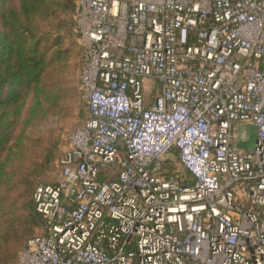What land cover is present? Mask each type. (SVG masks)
Returning <instances> with one entry per match:
<instances>
[{"label": "built area", "instance_id": "built-area-1", "mask_svg": "<svg viewBox=\"0 0 264 264\" xmlns=\"http://www.w3.org/2000/svg\"><path fill=\"white\" fill-rule=\"evenodd\" d=\"M74 21L88 117L18 264H264V0H77Z\"/></svg>", "mask_w": 264, "mask_h": 264}, {"label": "trees", "instance_id": "trees-1", "mask_svg": "<svg viewBox=\"0 0 264 264\" xmlns=\"http://www.w3.org/2000/svg\"><path fill=\"white\" fill-rule=\"evenodd\" d=\"M76 1L0 0V264H18L19 249L38 235H34L36 229L43 233L45 221L36 210L34 192L41 184L59 182L48 183L46 177L51 169L61 170L59 144L63 141L59 133L51 139L44 136L47 118L62 111L67 91L61 77L49 76L53 72L64 75L62 69L68 66L71 51L60 29L72 28ZM80 49L75 58L80 60L79 76ZM52 65L53 72L48 71ZM77 94L83 124L88 106L80 80ZM30 96L31 105L25 111ZM175 168L191 178L181 165Z\"/></svg>", "mask_w": 264, "mask_h": 264}, {"label": "rangeland", "instance_id": "rangeland-1", "mask_svg": "<svg viewBox=\"0 0 264 264\" xmlns=\"http://www.w3.org/2000/svg\"><path fill=\"white\" fill-rule=\"evenodd\" d=\"M15 5L17 6V3H15ZM74 14L75 12L72 15V23H73L72 28L69 31L60 29L61 34L65 36V47L69 48L71 51V55L67 56L66 62L68 66L67 67L65 66L62 69L64 75H61L62 73H59V72L58 74L54 73L53 65L47 68L48 71L53 72V73H50V76H49L50 78H54V77L60 78L61 77L62 81L66 82V85H64V88H63L64 91H67V93L65 94L62 100L63 109L59 113V115H54V114L49 115V117L46 120V129H48V132H46L44 136L46 139H51V138H55L58 135V133L60 134V139H62L63 141L62 143L59 144V150L61 152L60 153L61 155L64 152V150H66L69 146V142L67 143L66 140H69L68 137L73 131V129L77 128L78 126H81L82 119L84 116L83 107L81 105V102L79 101L78 94H77V91L79 89V65L78 63L80 62V60L76 61L75 58L76 57L78 58V55H79L78 49H80L81 45L77 38L78 34L76 31ZM80 54H81V49H80ZM59 78H54V79H59ZM30 105H31V96L26 99V103L24 107L25 111L28 109ZM19 130L20 128H18L17 132H19ZM33 133L35 135L39 134L36 130H34ZM251 142H252V137L249 143ZM59 178H60L59 169L58 168L51 169V171L48 172L47 174L46 181L48 183H52L55 181L57 182ZM41 232H42V229L40 230V228H38L35 230L34 235H37V234L40 235ZM20 252H21V249H19L18 251V256ZM18 256L16 257V260Z\"/></svg>", "mask_w": 264, "mask_h": 264}, {"label": "water", "instance_id": "water-1", "mask_svg": "<svg viewBox=\"0 0 264 264\" xmlns=\"http://www.w3.org/2000/svg\"><path fill=\"white\" fill-rule=\"evenodd\" d=\"M253 141L251 142V143H249L248 145H242L241 143H240V141L237 139L236 141H235V147L236 148H238V149H250V148H252L253 147ZM73 196V195H72ZM66 209H69V207L68 206H66Z\"/></svg>", "mask_w": 264, "mask_h": 264}]
</instances>
